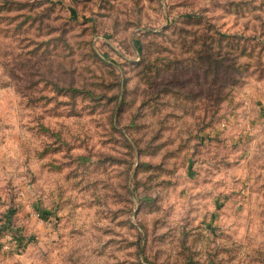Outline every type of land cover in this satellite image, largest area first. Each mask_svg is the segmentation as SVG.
<instances>
[{
    "label": "rangeland",
    "instance_id": "rangeland-1",
    "mask_svg": "<svg viewBox=\"0 0 264 264\" xmlns=\"http://www.w3.org/2000/svg\"><path fill=\"white\" fill-rule=\"evenodd\" d=\"M0 264H264V0H0Z\"/></svg>",
    "mask_w": 264,
    "mask_h": 264
}]
</instances>
